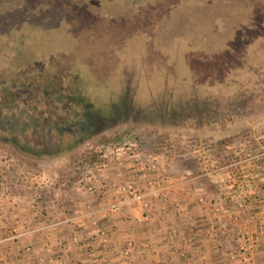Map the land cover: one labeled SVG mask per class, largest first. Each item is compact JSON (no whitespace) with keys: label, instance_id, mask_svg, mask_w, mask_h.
Masks as SVG:
<instances>
[{"label":"rangeland","instance_id":"obj_1","mask_svg":"<svg viewBox=\"0 0 264 264\" xmlns=\"http://www.w3.org/2000/svg\"><path fill=\"white\" fill-rule=\"evenodd\" d=\"M91 87L103 97L72 94ZM120 96L135 120L73 150L69 134L57 138L54 125L68 127L76 113L112 117ZM11 136L15 145L4 142ZM48 140L60 150L44 152ZM123 144L161 159L186 182L183 196L200 199L199 218L183 219V196L159 223L139 212L149 261L159 241L166 263L153 264H264V0H0V264H32L35 245L61 229L69 252L92 258L97 249L79 230L91 216L76 212L112 195L107 184L85 197L83 177ZM191 160L197 170L179 166Z\"/></svg>","mask_w":264,"mask_h":264},{"label":"built area","instance_id":"obj_2","mask_svg":"<svg viewBox=\"0 0 264 264\" xmlns=\"http://www.w3.org/2000/svg\"><path fill=\"white\" fill-rule=\"evenodd\" d=\"M110 154L112 158L107 163H101L86 172L82 190L85 197L92 198L101 192L106 181L113 200L110 204L100 205L97 210L85 214L76 212V215L80 214L79 218L86 216L108 218L135 208L140 209L142 217H149L151 214L149 202L152 201L164 203L165 206L170 202H178L177 207H180L179 194L184 192L186 182L173 177L168 165L161 159L145 154L137 144L116 146L110 149ZM111 169L116 170V175L109 182L107 173ZM106 186H103V189ZM38 232L41 230H35L33 233ZM74 241L78 240L75 238ZM100 241L102 245L107 246L111 240L104 234ZM126 245L128 249L133 248L131 241ZM89 247L98 249L92 245Z\"/></svg>","mask_w":264,"mask_h":264},{"label":"crops","instance_id":"obj_3","mask_svg":"<svg viewBox=\"0 0 264 264\" xmlns=\"http://www.w3.org/2000/svg\"><path fill=\"white\" fill-rule=\"evenodd\" d=\"M105 185H107L106 181L104 182L103 186ZM103 186L102 193L105 191ZM104 194L102 198H98L97 196L95 201H92L89 204L91 209L88 207L87 210H84L81 213L85 214L86 212L94 211L99 205L104 206L110 204L113 198H111L110 194V198H106ZM179 195L180 198L184 195V193H180ZM195 199L189 198V196H183L181 198L184 206L182 208V214L184 216L183 219H189L187 216L188 213H191V215L194 216L196 215L199 218L200 214L198 213V210L200 205L198 202L200 199L197 202H195ZM166 207L167 206L163 205L162 203L155 202L152 204L150 211L154 219L153 221L158 218L156 223H159L158 220L163 218L161 217L162 215H165L164 210L167 209ZM135 211L114 214L110 219H104L99 216H91L86 219L89 226L85 223L79 230L81 234H83L82 236L86 237L87 242L83 243V246L90 244L94 246V248H98L96 253L93 254L92 258L89 259V257L85 255L83 250L84 248L80 252H69L68 249H66V245L68 244L67 240H64L60 235L64 231V229H61L53 231V233L50 234L49 242L46 245H35L34 249L36 250L38 256L33 260L32 264H42L40 262L41 257H45L43 255H45V251L48 249L52 250V255L49 256L51 261L49 260L48 264H149V262L153 264V262H156L157 258L166 263L164 260V251L167 248V244L160 245L161 243L159 241L155 242V246L150 247L152 252L155 254H153V258L149 261V224L137 225L135 220L137 216H139L140 209H135ZM61 217H64V215ZM198 221L201 222V219ZM41 223L43 222L41 221ZM41 223L33 226L38 228V225ZM109 223H111V225L114 227L109 225ZM90 225H92V227H90ZM163 227L166 226H160L158 229L162 230ZM99 232L106 233L109 235V238H111V241L107 246L102 245L101 241L99 240ZM158 233H161V231ZM128 239H131L133 242V248L130 250L131 252L126 250L128 248L126 245V241ZM196 242L197 241L194 242L193 247L196 245V249H202L203 246H201L199 242L196 244ZM199 245L202 248H200ZM144 249L146 251V256L139 258L138 254H140V251ZM157 251H162V256H158ZM173 259L175 260V258H172L171 260Z\"/></svg>","mask_w":264,"mask_h":264},{"label":"flooded vegetation","instance_id":"obj_4","mask_svg":"<svg viewBox=\"0 0 264 264\" xmlns=\"http://www.w3.org/2000/svg\"><path fill=\"white\" fill-rule=\"evenodd\" d=\"M118 106L112 108V117L105 118L103 115V112H98L96 115L90 117V113L86 114L84 117L85 120H82V117H80L79 113H76L74 115L73 122L69 124L68 127H62L60 128L57 124L54 125V131H56L57 138L59 139L60 136L63 134H69L70 135V146L73 147L74 145L80 143L84 138L88 137L92 133H99L101 131L107 130L110 128V124H119L120 122L126 121V120H135L139 115L138 111L134 112L133 107L131 106L132 102H128L127 99H124L123 97H119ZM132 113V114H131ZM17 123V122H16ZM6 126V125H5ZM7 126H9L7 124ZM6 126V127H7ZM71 127V128H69ZM5 128V127H4ZM13 128H7L2 129V134H7L12 132ZM34 132H40L39 126H36L34 129ZM53 129H49L44 135L45 140L47 138V135L50 136L52 132H54ZM47 141V140H46ZM4 142L10 143L15 145L14 137L11 136L9 139L4 140ZM54 142V144H52ZM49 141L46 143V147H44V152H51L55 150H60L59 148L62 146L63 142L60 146H57V140ZM40 146H36L35 150H39ZM33 149V148H32ZM31 149V151H32ZM57 152V151H56Z\"/></svg>","mask_w":264,"mask_h":264},{"label":"trees","instance_id":"obj_5","mask_svg":"<svg viewBox=\"0 0 264 264\" xmlns=\"http://www.w3.org/2000/svg\"><path fill=\"white\" fill-rule=\"evenodd\" d=\"M81 90V89H80ZM72 94H73V96H77V97H79L80 99H82V101H84L85 99H89V96L91 95L92 96V94H95V95H100L101 97H103V95L101 94V92L97 89V88H93V87H91V88H89L88 89V93L87 94H85V93H83V92H81V91H79L78 89L76 90L75 88L74 89H72ZM88 97V98H87ZM97 97V96H96ZM97 98H99V97H97ZM71 101L72 102H69V105L70 106H72L73 104H79V106H81V104H80V101H78V100H76V99H74L72 96H71ZM102 102V101H101ZM101 102H99V103H101ZM108 102V101H107ZM106 102V103H107ZM91 103V102H90ZM106 103H103V104H106ZM108 103H110V101L108 102ZM97 104V103H96ZM81 108V107H80ZM212 108H213V110L214 111H221L222 109H223V105L221 104V103H219V102H217V103H214L213 104V106H212ZM85 141L84 140H82L80 143H78V144H76V145H74L73 147H71L70 148V150H73V149H76V147L78 146H82V144L84 143ZM109 144V143H108ZM70 150H69V152H70ZM66 153H68V150L67 151H62L61 153H58V154H55V156H60V155H64V154H66ZM54 155V154H53ZM53 157V156H52ZM179 166L180 167H182V168H184V170H191V171H195V170H197V167H196V165L194 164V161L193 160H191L190 162H188V161H185V162H182V163H180L179 164Z\"/></svg>","mask_w":264,"mask_h":264}]
</instances>
